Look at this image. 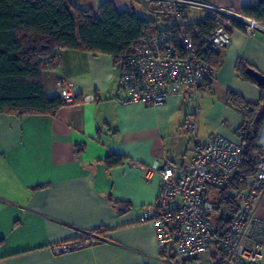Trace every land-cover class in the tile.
<instances>
[{
    "label": "crops",
    "instance_id": "0c3cea01",
    "mask_svg": "<svg viewBox=\"0 0 264 264\" xmlns=\"http://www.w3.org/2000/svg\"><path fill=\"white\" fill-rule=\"evenodd\" d=\"M102 1L78 8L96 10ZM114 1L120 10L134 9L133 3ZM206 1L243 15L242 7L259 0ZM135 12L146 17L140 9ZM188 12L182 17L186 24ZM201 13L204 17L194 22L208 15ZM231 32L232 42L219 48L222 66L198 96L186 88L158 107L123 102L121 70L112 56L61 51L60 66L43 72L44 89L48 96H58L57 79L70 78L77 102L54 115L0 114V264L175 263L162 257L153 223L138 221L142 210L155 204L161 177L154 173L147 178L130 162L150 166L156 159L167 160L181 168L195 154L196 142L186 130L191 120L198 124L200 143L216 134L241 141L237 129L244 116L229 104L228 92L258 103L260 88L243 79L235 66L243 59L264 74V32L249 35L237 27ZM258 143L264 147V126ZM111 153L125 156L124 164L108 168L105 159ZM117 201L128 208L115 205ZM256 215L264 220V195ZM91 236L100 242L55 251ZM200 256L185 264H199Z\"/></svg>",
    "mask_w": 264,
    "mask_h": 264
},
{
    "label": "built area",
    "instance_id": "2783aa9c",
    "mask_svg": "<svg viewBox=\"0 0 264 264\" xmlns=\"http://www.w3.org/2000/svg\"><path fill=\"white\" fill-rule=\"evenodd\" d=\"M139 3L143 14L167 19L168 27L157 34L144 35L129 53L118 57L124 91V103H142L158 107L175 94L188 88L197 97L199 90L213 76L214 70L197 53L195 41L182 20L184 11L196 10L222 20L211 35L202 42L206 49L228 46L233 35L232 20L238 21L247 34L264 32V26L228 14L206 0H129ZM243 16V15H242ZM57 93L65 105L78 99L72 79H57ZM249 128L243 121L237 129L240 137ZM187 132L195 140V154L181 168L174 169L167 160H154L150 166L137 162L130 165L142 170L147 178L158 173L161 183L156 202L142 210L138 221L153 223L160 251L172 249L174 264H185L188 258L210 249L215 229L209 214L212 205L207 199L209 187L231 185L242 163L241 141L216 134L206 143L196 140L198 124L191 120ZM232 191L240 209L219 245L225 254V264H262L264 261V220L256 215L264 195V147L255 163V171L239 178ZM100 239L91 236L82 242L59 245L56 252H69Z\"/></svg>",
    "mask_w": 264,
    "mask_h": 264
},
{
    "label": "trees",
    "instance_id": "16d2710c",
    "mask_svg": "<svg viewBox=\"0 0 264 264\" xmlns=\"http://www.w3.org/2000/svg\"><path fill=\"white\" fill-rule=\"evenodd\" d=\"M240 12L264 26V0L244 6ZM157 19L139 15L133 8L120 10L114 0H103L96 10L78 8L68 0H0V114L19 118L29 114H56L65 104L59 96L46 94L43 72L60 66L62 50L108 54L118 66V57L131 52L142 36L162 31L157 26ZM222 23L213 15H206L202 21L185 23L195 41L198 56L213 70L222 66V54L219 48L206 49L202 39ZM230 25V31L232 27L244 29L236 20ZM247 68L253 67L238 59L236 72L258 85L260 99L258 103H252L234 91L228 92L229 104L242 112L249 128L241 136L242 163L235 181L226 187L208 189L207 199L213 207L209 217L215 229L210 245L213 250L211 264L226 263L218 240L228 232L240 209L232 191L239 184V178L255 171L256 160L262 151L258 140L264 126V86L246 73ZM82 150V147L78 149ZM125 161V156L111 153L105 164L113 168ZM115 205L128 208L122 201ZM161 255L175 259L172 249L161 251Z\"/></svg>",
    "mask_w": 264,
    "mask_h": 264
},
{
    "label": "rangeland",
    "instance_id": "374dc122",
    "mask_svg": "<svg viewBox=\"0 0 264 264\" xmlns=\"http://www.w3.org/2000/svg\"><path fill=\"white\" fill-rule=\"evenodd\" d=\"M68 1H69V4H71V5L75 4V5H77V7H79V6L80 7H90L89 4L91 3L92 0H68ZM123 2L124 3H128V2L133 3V7H134L135 11H139V9H140L139 3L135 2V1L133 2V1H129V0L128 1L124 0ZM145 15L149 19L156 20V18L151 16V15H148V14H145ZM202 17H204L203 13L198 12V11H194V10H190L188 12V18L186 19V21H187V23L194 22V21L199 20ZM168 24H169L168 22H165L161 19H157V26L160 29H164V28L168 27ZM212 209H213V207H212ZM212 254H213L212 248H210L209 251H207L206 253L201 254L200 259L198 260V262H200L199 264H205L207 260H208V262L212 263L211 262L212 261V257H211ZM262 264H264V261Z\"/></svg>",
    "mask_w": 264,
    "mask_h": 264
},
{
    "label": "water",
    "instance_id": "95a60500",
    "mask_svg": "<svg viewBox=\"0 0 264 264\" xmlns=\"http://www.w3.org/2000/svg\"><path fill=\"white\" fill-rule=\"evenodd\" d=\"M246 73L252 76L259 85L264 86V74L254 68H247Z\"/></svg>",
    "mask_w": 264,
    "mask_h": 264
},
{
    "label": "bare ground",
    "instance_id": "6f19581e",
    "mask_svg": "<svg viewBox=\"0 0 264 264\" xmlns=\"http://www.w3.org/2000/svg\"><path fill=\"white\" fill-rule=\"evenodd\" d=\"M228 14H231V15H233V16H239V17H241V18H244L245 20H249V21H251V19H249V18H246L245 16H242L241 14H239V13H236V12H232V11H226Z\"/></svg>",
    "mask_w": 264,
    "mask_h": 264
}]
</instances>
